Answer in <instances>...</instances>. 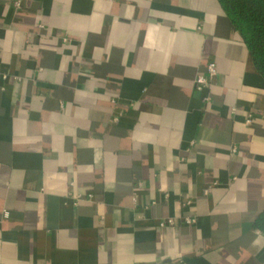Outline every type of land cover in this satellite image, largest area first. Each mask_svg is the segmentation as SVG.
I'll return each mask as SVG.
<instances>
[{
    "label": "crops",
    "instance_id": "1",
    "mask_svg": "<svg viewBox=\"0 0 264 264\" xmlns=\"http://www.w3.org/2000/svg\"><path fill=\"white\" fill-rule=\"evenodd\" d=\"M263 209L264 79L218 0H0V264H264Z\"/></svg>",
    "mask_w": 264,
    "mask_h": 264
},
{
    "label": "trees",
    "instance_id": "2",
    "mask_svg": "<svg viewBox=\"0 0 264 264\" xmlns=\"http://www.w3.org/2000/svg\"><path fill=\"white\" fill-rule=\"evenodd\" d=\"M231 26L251 55L252 63L264 79V0H218ZM264 233V209L254 223Z\"/></svg>",
    "mask_w": 264,
    "mask_h": 264
},
{
    "label": "built area",
    "instance_id": "3",
    "mask_svg": "<svg viewBox=\"0 0 264 264\" xmlns=\"http://www.w3.org/2000/svg\"><path fill=\"white\" fill-rule=\"evenodd\" d=\"M15 7H19V2L14 3ZM216 76V68L213 63H210L206 67V71L204 74L197 75L194 79V86L197 91H202L204 88H206L209 85V82ZM205 101H208V98L205 99ZM190 201H186L185 205H189ZM6 215V213H5ZM196 222V218L193 216H186L183 217L180 221L176 218H165L162 219L159 222V227H174L177 226L179 223H182L183 225L189 226L193 225Z\"/></svg>",
    "mask_w": 264,
    "mask_h": 264
}]
</instances>
